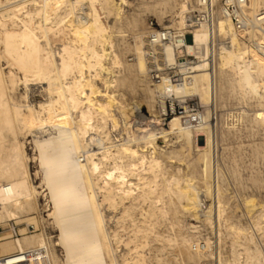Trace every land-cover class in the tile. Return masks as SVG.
<instances>
[{"label": "bare ground", "instance_id": "bare-ground-1", "mask_svg": "<svg viewBox=\"0 0 264 264\" xmlns=\"http://www.w3.org/2000/svg\"><path fill=\"white\" fill-rule=\"evenodd\" d=\"M135 1L0 0V226L30 221L0 235V264H264V201L226 187L211 110L157 129L169 123L157 109L165 88L147 75L152 57L192 56L174 98L212 108L250 88L264 103V0L246 3L244 27L219 0ZM210 4L212 25L201 17ZM146 11L192 42H150ZM132 80L141 106L128 104Z\"/></svg>", "mask_w": 264, "mask_h": 264}, {"label": "rangeland", "instance_id": "rangeland-1", "mask_svg": "<svg viewBox=\"0 0 264 264\" xmlns=\"http://www.w3.org/2000/svg\"><path fill=\"white\" fill-rule=\"evenodd\" d=\"M138 1L140 0H136L134 5H138ZM126 9L128 11L132 10L129 7H127ZM145 14L142 17L143 18L142 23L139 26L140 31L146 32L148 29L147 25L148 23L149 25H151V22H153L156 27H160L158 18L152 11L151 12L146 11ZM127 34H128V36L126 37L127 44L133 45L134 41H133V38L131 37L132 32L130 31ZM188 41H190L189 38H188ZM119 50L121 51V53L122 52L125 53L123 50V46H120ZM124 57L129 60V63L133 62V61H130V59H132L133 57L132 52H128L124 54ZM132 82H133V89L131 90L129 89L126 91V98L128 100V104L135 103L141 106L142 104L141 101H145L144 93L141 90V87H139L138 82H135V80H132ZM248 84H250V81H248ZM257 95L259 96L257 92H251L250 88H248L247 94L245 95L246 97L240 94L239 92L225 93L223 98L219 102H217L216 106L212 107L213 109L210 106H204L202 103L201 104L203 106L204 111L211 110L209 111L210 118H211L210 124H212V129H214L213 131L214 134L212 133V142H211V154H212L211 158L213 160L221 159L220 160L221 162L219 161V163L225 175V185L227 188L230 189L229 192L238 190L240 193H248V194L252 193V194H255L257 197H259V199L264 201V156H263L264 155V138H263L264 137V120L262 117L259 118V121L257 123H254L251 120L255 116V114L264 111V103L260 99V96L258 98ZM194 98L198 100L197 97H194ZM217 110L219 114L217 113ZM241 116H243V118H242V121L240 120L239 122L238 118ZM225 117H228V118H225ZM224 121L225 122L228 121V123L230 122L234 123V125H236L234 131L233 129L228 130L227 124H225ZM144 122L145 124L149 126V128L150 126L155 125L153 123V119H151V121H149L148 123H146L145 120ZM156 125L155 126L157 127V129L159 128L161 131H165V130H169L172 127L171 126L172 122L169 121V123L163 126L158 125V124ZM223 131H227V132H223ZM232 134L234 135V137ZM29 149L30 147L28 148V151L29 153H31ZM31 169L34 172L35 167L32 165ZM34 182L35 184H38L37 180L36 181L34 180ZM227 184H229V186ZM25 222H30V221L28 220H23L22 222L21 221H18V222L11 221L13 225L10 224V222H8L7 224H10L9 226H7V224L2 227L0 226V235L2 234L7 235L9 231L8 228L10 226H13L14 232L15 231L18 232L19 229L25 227ZM45 229L47 233H49L52 236H55L57 234L56 231L51 227V225L48 224V222L45 225ZM29 230L33 231L32 229H29ZM40 231H42L41 227H40Z\"/></svg>", "mask_w": 264, "mask_h": 264}, {"label": "built area", "instance_id": "built-area-1", "mask_svg": "<svg viewBox=\"0 0 264 264\" xmlns=\"http://www.w3.org/2000/svg\"><path fill=\"white\" fill-rule=\"evenodd\" d=\"M219 2L220 10L224 16L230 17L238 27H244L246 25L244 9H246L245 5L249 0H219ZM201 14L205 24L212 25L214 21L212 5L210 4L209 8L202 11ZM188 22L190 27L199 24V20H188ZM151 26L157 29V32H152L149 35V40L152 43L165 44L171 42L175 44L176 39L178 44H175V47L179 46L180 48H184L186 42L190 43L193 40L192 34L190 33H186L183 38H175L174 30L156 27L153 22H151ZM188 38L190 41H188ZM193 59L194 57L192 56L182 55L178 58L177 63L169 65L162 59L152 57L149 63L147 75L151 85L153 87L162 86L165 88L164 94L157 92V109L167 122L175 115L180 116L185 125L196 126L203 122L204 110L199 101L195 98H185L179 101L171 95L173 88L184 85L185 82L189 81L192 74L190 65L194 62ZM161 100H164V107L159 105ZM29 229L33 230V226H29ZM18 264H24V262H19Z\"/></svg>", "mask_w": 264, "mask_h": 264}]
</instances>
